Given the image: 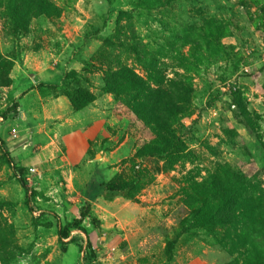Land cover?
<instances>
[{"label":"rangeland","instance_id":"374dc122","mask_svg":"<svg viewBox=\"0 0 264 264\" xmlns=\"http://www.w3.org/2000/svg\"><path fill=\"white\" fill-rule=\"evenodd\" d=\"M23 1L26 22L16 27L0 0V264L243 263L246 253L222 249L189 200L200 186L238 177L264 202V0ZM16 65L32 68V77H16L17 89L56 70L65 71L58 89L45 87L55 95L79 86L96 98L110 95L102 142H91L87 155L92 167L77 164L74 171L92 176L90 195L113 177L137 183L131 200H92L98 222L87 219V234L73 230L63 247L58 229L85 203L66 193L67 181L51 183L57 196L43 195L31 169L22 176L27 191L3 153L23 139L13 138L6 122L16 113L3 118L15 103L4 84ZM120 68L182 105L167 123L180 152L146 154L157 129L104 90L106 71ZM58 150L64 156L63 143ZM14 159L23 164L25 157L16 152Z\"/></svg>","mask_w":264,"mask_h":264},{"label":"trees","instance_id":"16d2710c","mask_svg":"<svg viewBox=\"0 0 264 264\" xmlns=\"http://www.w3.org/2000/svg\"><path fill=\"white\" fill-rule=\"evenodd\" d=\"M37 1L46 3L44 0H32L34 3ZM23 2V0H7L8 11L13 25L16 27L26 22ZM23 29L26 31L28 28L25 26ZM106 45H111V42L107 41ZM69 74L71 73L65 75ZM12 83V78H8L4 87H10ZM104 83L105 93H113L118 105L136 114L140 119L153 123L157 129L155 145L148 146L146 154L164 157L168 153L181 151V142L175 141L174 133L167 123L177 111H181L183 108L180 103H176V99L170 92L151 89L127 68H120L117 71L107 70ZM40 86L58 89V85L55 84H41ZM64 96L70 100L76 111L84 110L96 100L90 90L81 86L75 90H67ZM181 102L185 103L186 101L182 100ZM18 107V103H14L13 110L9 108L3 118H6L7 113L11 111L17 113ZM3 153L7 164L19 174L22 186L29 191L22 178L28 169L17 166L9 152L3 151ZM97 188L98 193L101 194L91 195V200L100 197L107 201L117 198L131 200L137 183L135 181L123 182L113 177L106 182H101ZM254 188L253 185L247 183L245 178H230L226 183L213 180L206 187L196 188L195 191L199 196L191 197L189 200V206L193 207L192 214L205 218L201 226L208 230V233L216 239L222 249L232 254L246 253L243 263L239 259H235L227 264H264V202L259 193L257 196L253 194L254 191H257ZM31 195L35 197L37 194L33 191ZM79 214L78 218L65 223L58 229L57 235L62 247L66 245L64 240L71 237L73 230L87 234L83 227L87 219L93 223L98 222V219L92 214L91 201L90 205L84 204Z\"/></svg>","mask_w":264,"mask_h":264},{"label":"crops","instance_id":"0c3cea01","mask_svg":"<svg viewBox=\"0 0 264 264\" xmlns=\"http://www.w3.org/2000/svg\"><path fill=\"white\" fill-rule=\"evenodd\" d=\"M30 69L32 68L28 65L24 67L16 65L11 73L12 86L7 88L19 107L17 113L6 122H10L12 132L15 134L13 138H18L19 134L23 135L22 141L9 149V152L13 159L16 152L25 157L23 164L15 163L38 174L41 180V187L38 190L43 195L57 196L51 183L59 180L69 183L66 193H72L74 196L72 199L81 203L92 201L90 197L92 176L85 175L84 178H79L74 168L77 164L84 163L85 168L92 167L93 160H87V155L91 142H102L101 137L109 123L107 110L113 107L111 96L98 95L90 106L76 111L66 96L55 95L53 90L49 92L48 88L38 87L41 84L58 85L62 82L65 71L52 70L42 73L30 87L17 89L16 77L20 75L32 77ZM47 74L49 79L44 78ZM11 138L3 141L9 142ZM60 143H63L66 149L64 156L60 155L59 150L55 151V145ZM114 153L111 152L110 158L105 159L110 161ZM106 163L102 162L104 165ZM42 164L46 166L44 170L39 167ZM76 181L79 183H75ZM99 199H96L97 203L100 202Z\"/></svg>","mask_w":264,"mask_h":264},{"label":"built area","instance_id":"2783aa9c","mask_svg":"<svg viewBox=\"0 0 264 264\" xmlns=\"http://www.w3.org/2000/svg\"><path fill=\"white\" fill-rule=\"evenodd\" d=\"M15 135V134H14Z\"/></svg>","mask_w":264,"mask_h":264}]
</instances>
